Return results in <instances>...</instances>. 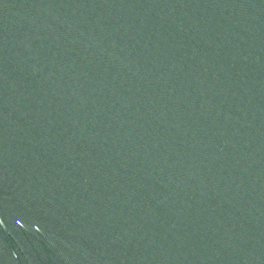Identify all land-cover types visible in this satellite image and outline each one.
<instances>
[{
	"label": "water",
	"instance_id": "obj_1",
	"mask_svg": "<svg viewBox=\"0 0 264 264\" xmlns=\"http://www.w3.org/2000/svg\"><path fill=\"white\" fill-rule=\"evenodd\" d=\"M0 264H264V0H0Z\"/></svg>",
	"mask_w": 264,
	"mask_h": 264
}]
</instances>
